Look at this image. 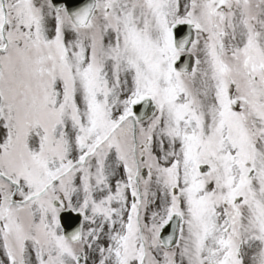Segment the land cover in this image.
I'll list each match as a JSON object with an SVG mask.
<instances>
[{
    "label": "snow or ice",
    "instance_id": "snow-or-ice-1",
    "mask_svg": "<svg viewBox=\"0 0 264 264\" xmlns=\"http://www.w3.org/2000/svg\"><path fill=\"white\" fill-rule=\"evenodd\" d=\"M0 264H264V0H0Z\"/></svg>",
    "mask_w": 264,
    "mask_h": 264
}]
</instances>
